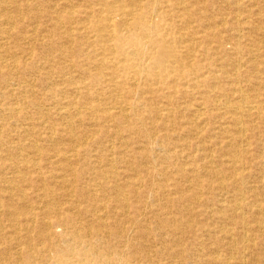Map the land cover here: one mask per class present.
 <instances>
[{
	"label": "bare ground",
	"instance_id": "1",
	"mask_svg": "<svg viewBox=\"0 0 264 264\" xmlns=\"http://www.w3.org/2000/svg\"><path fill=\"white\" fill-rule=\"evenodd\" d=\"M0 264H264V0H0Z\"/></svg>",
	"mask_w": 264,
	"mask_h": 264
}]
</instances>
